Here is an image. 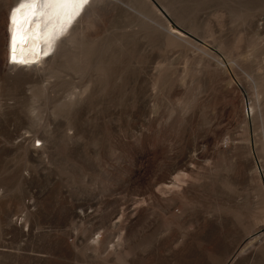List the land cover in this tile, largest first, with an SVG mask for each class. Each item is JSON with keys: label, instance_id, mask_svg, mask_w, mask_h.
<instances>
[{"label": "rangeland", "instance_id": "rangeland-1", "mask_svg": "<svg viewBox=\"0 0 264 264\" xmlns=\"http://www.w3.org/2000/svg\"><path fill=\"white\" fill-rule=\"evenodd\" d=\"M154 1L18 71L0 0V264H264V0Z\"/></svg>", "mask_w": 264, "mask_h": 264}, {"label": "bare ground", "instance_id": "bare-ground-1", "mask_svg": "<svg viewBox=\"0 0 264 264\" xmlns=\"http://www.w3.org/2000/svg\"><path fill=\"white\" fill-rule=\"evenodd\" d=\"M18 2L19 0H12L6 17L7 61L13 57L17 61L38 59L40 63L49 56L50 50H54L57 45V35H61L68 28L70 21L66 28L62 29V26L71 17L78 2L27 0L16 8ZM47 53L49 54L45 56ZM10 63L18 71L28 66L19 65L18 62L10 61ZM27 63L34 65L35 62Z\"/></svg>", "mask_w": 264, "mask_h": 264}, {"label": "water", "instance_id": "water-1", "mask_svg": "<svg viewBox=\"0 0 264 264\" xmlns=\"http://www.w3.org/2000/svg\"><path fill=\"white\" fill-rule=\"evenodd\" d=\"M153 2L156 4V6H157V8L161 11V12H163V13H165L164 11H163V9L153 0ZM189 34V33H188ZM190 36H192V37H194L195 39H198L197 37H195V36H193V35H191V34H189ZM198 40H200V39H198ZM264 231V226L263 227H261V228H259L258 230H256V231H254L253 233H251L250 235H248L247 236V239H252L253 237H255V236H259L262 232Z\"/></svg>", "mask_w": 264, "mask_h": 264}, {"label": "snow or ice", "instance_id": "snow-or-ice-1", "mask_svg": "<svg viewBox=\"0 0 264 264\" xmlns=\"http://www.w3.org/2000/svg\"><path fill=\"white\" fill-rule=\"evenodd\" d=\"M56 2H80V3H87V0H56Z\"/></svg>", "mask_w": 264, "mask_h": 264}]
</instances>
